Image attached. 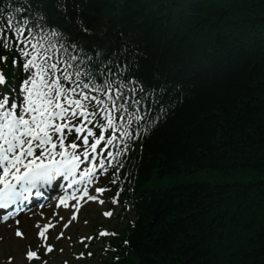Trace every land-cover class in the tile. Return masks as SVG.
<instances>
[{
    "label": "trees",
    "instance_id": "trees-1",
    "mask_svg": "<svg viewBox=\"0 0 264 264\" xmlns=\"http://www.w3.org/2000/svg\"><path fill=\"white\" fill-rule=\"evenodd\" d=\"M24 1L138 82L134 96L123 89L144 117L129 128L140 133L129 142L130 186L122 164L110 171L121 191L138 190L136 220L103 264H264V182L143 190L155 175L264 173V0Z\"/></svg>",
    "mask_w": 264,
    "mask_h": 264
},
{
    "label": "snow or ice",
    "instance_id": "snow-or-ice-1",
    "mask_svg": "<svg viewBox=\"0 0 264 264\" xmlns=\"http://www.w3.org/2000/svg\"><path fill=\"white\" fill-rule=\"evenodd\" d=\"M58 4L66 9L60 0ZM76 23L81 31L88 32L81 21ZM10 38L19 41L20 49L19 58L11 60L15 82L7 88L4 86L8 85V76L0 70V209L20 200L22 193L31 189H37L36 194L40 195L39 187L52 184L57 177L69 180V188L91 180L97 165L101 171L105 169L104 157L113 156L109 149L117 141L122 142L123 148L115 155L130 150L128 142L140 133L129 128L133 120H144L129 111L140 100H133L130 105V98L123 91L128 88L133 96L137 92L131 85L138 82L124 75L126 68L113 73L99 53L93 59L77 41L69 42L67 36L49 24L45 13L29 6L0 16L3 49L12 48ZM53 38L58 39L53 42ZM77 49L84 55L77 54ZM0 64L7 67L8 57L0 56ZM109 73L119 82L109 79ZM139 91L145 90L140 87ZM81 191L89 200L97 199L87 188ZM68 199L77 200L76 192L71 197H60V204L67 208ZM16 235L22 233L17 230ZM40 236H44L43 231ZM48 250L51 251L50 246ZM27 258L38 257L29 251Z\"/></svg>",
    "mask_w": 264,
    "mask_h": 264
},
{
    "label": "rangeland",
    "instance_id": "rangeland-1",
    "mask_svg": "<svg viewBox=\"0 0 264 264\" xmlns=\"http://www.w3.org/2000/svg\"><path fill=\"white\" fill-rule=\"evenodd\" d=\"M257 182H264V173L250 169L229 171L213 170L199 171L189 174L179 173L174 175H164L161 177L155 175L154 178L144 186V188L164 190L176 185H193L202 183L210 185H229L234 183L252 184ZM100 201H103V203H100ZM70 211L71 209L64 207L60 213H57L55 222L59 223V221H61V224L54 232L50 233V243L54 245V251L49 256H44L42 254V249H40L39 244L36 243L34 234L37 229H39V224H42L45 220L52 219L55 216V211H48L45 220H40L38 218H34V220L25 219V224L29 227L28 230L32 234L29 243H25L22 239V236L26 235L28 230H23L22 236H16L17 239L13 238L14 234L12 235L8 226L0 228L2 237L1 241L5 242L8 240L7 246L0 252V264H86L85 259H87L90 264H97L98 254L93 256V252L101 240L97 238V243L91 246L92 239L90 236L99 226H101V229L105 230L107 234L110 228H114L120 224L116 222V217L120 212V204L115 199L105 195L95 204H89L82 207L78 221L76 222H71L69 216ZM106 213H111L110 219L105 217ZM129 218L131 219L130 216ZM37 220L39 221L35 223ZM98 231L99 229H97V232ZM12 239L18 241L17 246L13 245ZM82 241H87L85 249L83 248V244H80ZM29 251H36L38 259L29 261L26 257L27 252Z\"/></svg>",
    "mask_w": 264,
    "mask_h": 264
},
{
    "label": "bare ground",
    "instance_id": "bare-ground-1",
    "mask_svg": "<svg viewBox=\"0 0 264 264\" xmlns=\"http://www.w3.org/2000/svg\"><path fill=\"white\" fill-rule=\"evenodd\" d=\"M218 171V170H217ZM220 171H229V170H220ZM181 173H184V172H181ZM190 173V172H189ZM189 173H184V174H189ZM204 184V183H202ZM45 223H42L41 226H40V230L39 231H42L43 229V226H44ZM25 229V228H24ZM14 238V237H13ZM31 238H32V234L31 232L28 230V233L26 235L23 236V240L25 243H29L31 241ZM7 243H8V240H6L5 242H2L1 239H0V252L2 251L3 248H5L7 246ZM12 243L13 245L17 246L18 245V241L15 239H12Z\"/></svg>",
    "mask_w": 264,
    "mask_h": 264
}]
</instances>
